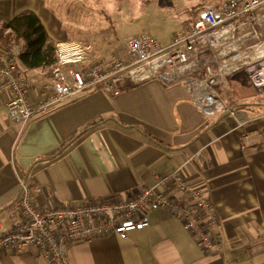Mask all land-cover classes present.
Here are the masks:
<instances>
[{"label": "crops", "instance_id": "1", "mask_svg": "<svg viewBox=\"0 0 264 264\" xmlns=\"http://www.w3.org/2000/svg\"><path fill=\"white\" fill-rule=\"evenodd\" d=\"M23 11L33 12L56 43L65 39L62 22L44 0H0L2 21ZM261 34L250 57L259 58L264 76V32ZM97 35L96 40L89 38L95 43V55L125 58L113 34ZM240 73L245 74L237 72L229 82ZM249 98L238 99L236 104L253 107L244 101ZM251 110H235L239 121H248L242 128L230 116H219L222 120L213 125L215 119L202 118L182 87H166L156 81L126 82L117 96L87 90L25 124L12 122L0 109V235L10 228L3 210L17 196L21 179L40 187L35 196L38 207L51 208L87 198L124 200L153 185L154 175L177 171L211 200L218 222L213 233L221 238V253L206 255L181 222L160 209L146 214L147 228L129 232L124 239L109 235L90 243H71L66 261L264 264V114L253 116ZM244 134L254 136V142L245 144ZM72 139L60 156L37 161ZM166 195L181 198L168 189ZM0 264L43 263L28 250L5 253Z\"/></svg>", "mask_w": 264, "mask_h": 264}, {"label": "built area", "instance_id": "2", "mask_svg": "<svg viewBox=\"0 0 264 264\" xmlns=\"http://www.w3.org/2000/svg\"><path fill=\"white\" fill-rule=\"evenodd\" d=\"M261 31L264 0H221L198 11L165 46L148 33L127 39L121 46L125 58L95 55L91 39L59 42L57 62L49 74H24L18 63L20 49L6 51L0 43V109L12 122L25 124L87 90L117 96L126 82L156 81L182 87L202 118L238 120L217 87L228 86L232 75L244 72L256 93L264 96L260 60L250 57ZM246 123L238 120L240 127ZM241 137L245 144L254 142V136ZM167 189L181 198L168 197ZM40 191L38 185L21 179L17 196L3 210L10 228L0 235V256L33 250L43 264H69L64 257L71 243H90L109 235L124 239L129 232L147 228L146 214L160 209L176 217L206 255L221 253V238L213 233L218 222L211 200L177 171L154 175L153 185L124 200L87 198L40 208L35 202Z\"/></svg>", "mask_w": 264, "mask_h": 264}, {"label": "rangeland", "instance_id": "3", "mask_svg": "<svg viewBox=\"0 0 264 264\" xmlns=\"http://www.w3.org/2000/svg\"><path fill=\"white\" fill-rule=\"evenodd\" d=\"M44 2L48 10L62 22L65 36L63 41H85L89 38L96 40L98 33L102 36L113 34L117 38V45L122 46L127 39L148 33L165 46L173 33L182 30L195 19L198 11L216 5L221 0H44ZM50 71L42 72L49 74ZM244 80L247 82V88L253 92L246 77ZM217 90L229 106L240 101L238 92L229 84L217 87ZM261 97L253 92L249 99L244 100L251 102L253 107L237 105L234 109L240 113L244 109L252 108L249 112L253 116L264 114V96Z\"/></svg>", "mask_w": 264, "mask_h": 264}, {"label": "trees", "instance_id": "4", "mask_svg": "<svg viewBox=\"0 0 264 264\" xmlns=\"http://www.w3.org/2000/svg\"><path fill=\"white\" fill-rule=\"evenodd\" d=\"M0 26V43L3 49L9 51L14 46L20 49L18 63L22 72L53 70L57 62V43L46 34L44 26L33 12L23 11L9 20H0ZM244 78L245 74H236L229 82L230 87L238 92L239 99L249 98L253 94L247 88ZM231 105L235 107L237 104ZM222 118L215 119L213 125ZM72 141L73 139L65 142L55 151L39 157L37 161L53 160L60 156Z\"/></svg>", "mask_w": 264, "mask_h": 264}, {"label": "flooded vegetation", "instance_id": "5", "mask_svg": "<svg viewBox=\"0 0 264 264\" xmlns=\"http://www.w3.org/2000/svg\"><path fill=\"white\" fill-rule=\"evenodd\" d=\"M231 107H233V109H234V106L232 105ZM235 110V109H234Z\"/></svg>", "mask_w": 264, "mask_h": 264}]
</instances>
